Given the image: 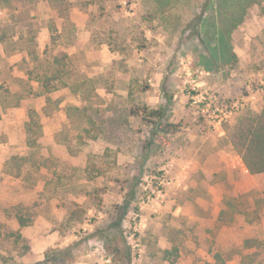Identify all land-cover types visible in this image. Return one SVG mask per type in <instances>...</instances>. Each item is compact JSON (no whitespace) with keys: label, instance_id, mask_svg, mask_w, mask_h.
<instances>
[{"label":"rangeland","instance_id":"rangeland-1","mask_svg":"<svg viewBox=\"0 0 264 264\" xmlns=\"http://www.w3.org/2000/svg\"><path fill=\"white\" fill-rule=\"evenodd\" d=\"M263 111L264 0H0V264H264Z\"/></svg>","mask_w":264,"mask_h":264},{"label":"trees","instance_id":"trees-1","mask_svg":"<svg viewBox=\"0 0 264 264\" xmlns=\"http://www.w3.org/2000/svg\"><path fill=\"white\" fill-rule=\"evenodd\" d=\"M145 120H152L155 115L161 120L159 112H143ZM155 114V115H154ZM149 118V119H148ZM158 132L165 135L177 131L179 126L170 123L150 121ZM31 130V127L29 128ZM165 139L164 137H160ZM229 138L235 151L241 155L244 164L252 175L264 174V111L257 115H246L229 130ZM31 140V137H30Z\"/></svg>","mask_w":264,"mask_h":264},{"label":"built area","instance_id":"built-area-1","mask_svg":"<svg viewBox=\"0 0 264 264\" xmlns=\"http://www.w3.org/2000/svg\"><path fill=\"white\" fill-rule=\"evenodd\" d=\"M161 184H164L165 185V181H162V183ZM160 193H161V190L159 191Z\"/></svg>","mask_w":264,"mask_h":264}]
</instances>
